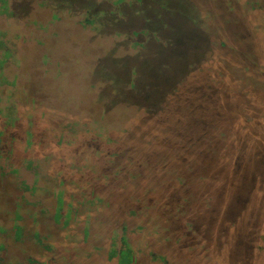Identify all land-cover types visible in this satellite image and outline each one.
Masks as SVG:
<instances>
[{"label": "rangeland", "instance_id": "obj_1", "mask_svg": "<svg viewBox=\"0 0 264 264\" xmlns=\"http://www.w3.org/2000/svg\"><path fill=\"white\" fill-rule=\"evenodd\" d=\"M0 60V264H264V0H0Z\"/></svg>", "mask_w": 264, "mask_h": 264}, {"label": "trees", "instance_id": "obj_2", "mask_svg": "<svg viewBox=\"0 0 264 264\" xmlns=\"http://www.w3.org/2000/svg\"><path fill=\"white\" fill-rule=\"evenodd\" d=\"M2 60H0V65L2 64ZM59 216L57 215L56 217H55V219H57ZM0 230H3V228L0 226ZM20 235H21V228H18L17 227V231H16V234H15V236H16V238L18 237H20ZM119 264H128L129 263V254H128V252L127 251H123L122 253H121V256H120V258H119V262H118Z\"/></svg>", "mask_w": 264, "mask_h": 264}]
</instances>
